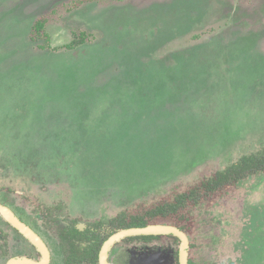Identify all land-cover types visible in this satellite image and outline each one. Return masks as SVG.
Masks as SVG:
<instances>
[{
	"label": "rangeland",
	"instance_id": "rangeland-1",
	"mask_svg": "<svg viewBox=\"0 0 264 264\" xmlns=\"http://www.w3.org/2000/svg\"><path fill=\"white\" fill-rule=\"evenodd\" d=\"M262 151L264 0H0V187L109 219ZM191 214L193 264H264V172Z\"/></svg>",
	"mask_w": 264,
	"mask_h": 264
},
{
	"label": "flooded vegetation",
	"instance_id": "flooded-vegetation-1",
	"mask_svg": "<svg viewBox=\"0 0 264 264\" xmlns=\"http://www.w3.org/2000/svg\"><path fill=\"white\" fill-rule=\"evenodd\" d=\"M258 172H264V170H259L253 175ZM38 197L52 199L45 192H40ZM32 198L31 192L17 187H0V206L13 214L39 241H32L0 211V264H26L25 262L30 264H103V261L106 264H171L173 259L169 261L167 256L157 249L153 251L158 247L157 244L164 239L180 240L179 249L176 251L177 264H180L182 241L172 234L125 236L111 245L103 260L102 250L105 242L121 230L132 228L121 227L120 215L125 212L106 219L101 210L100 213L97 211L99 215L92 213V215L86 216L88 218H82L74 214L72 209H68L70 206L66 207V202L41 203V201L36 202ZM192 221L191 231H184L176 225L166 223H151L145 226L162 224L181 229L188 238V264H193L189 257L190 241L188 237L196 227L195 220L192 219ZM262 221L264 219H260L259 223ZM262 225L264 226L263 223ZM248 236L249 238L245 239L246 242L245 240L244 242L233 240L235 248L228 249L230 256L244 254L245 248L251 244L250 235ZM219 250L225 251L223 248ZM21 261L24 262L20 263Z\"/></svg>",
	"mask_w": 264,
	"mask_h": 264
},
{
	"label": "trees",
	"instance_id": "trees-1",
	"mask_svg": "<svg viewBox=\"0 0 264 264\" xmlns=\"http://www.w3.org/2000/svg\"><path fill=\"white\" fill-rule=\"evenodd\" d=\"M44 26L43 19L37 20L33 25L31 38L36 40L41 35ZM85 40V34L80 33L67 48L74 49ZM259 170H264V151L242 156L239 161L226 169L216 171L210 177H206L190 188L175 194L171 199L161 198L141 211L135 210L131 214L123 213L120 215L121 227L166 223L176 225L184 231H191L193 227L191 211L194 207L203 202L206 197L210 199L218 196L222 190L228 189L239 180Z\"/></svg>",
	"mask_w": 264,
	"mask_h": 264
},
{
	"label": "water",
	"instance_id": "water-1",
	"mask_svg": "<svg viewBox=\"0 0 264 264\" xmlns=\"http://www.w3.org/2000/svg\"><path fill=\"white\" fill-rule=\"evenodd\" d=\"M0 211L8 217L17 227H19L32 241H37L35 236L32 235V233L29 232L28 228L25 227L13 214H11L6 208L0 206ZM144 234H172L177 237H179L182 241L181 247H180V264H188V238L186 234L175 226L170 225H162V224H156V225H148L145 227H132L127 228L124 230H121L117 234L110 237L104 244L103 250H102V256H107L108 249L111 247V245L121 238L128 236V235H144ZM24 261H21L20 263H23ZM26 264H30L25 262ZM103 264H106L105 261H103Z\"/></svg>",
	"mask_w": 264,
	"mask_h": 264
}]
</instances>
